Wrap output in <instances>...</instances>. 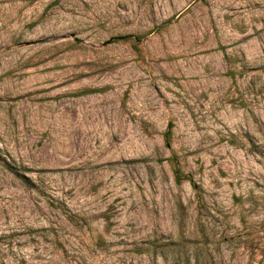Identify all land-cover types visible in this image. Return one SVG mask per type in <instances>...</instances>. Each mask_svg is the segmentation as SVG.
<instances>
[{"label": "rangeland", "instance_id": "rangeland-1", "mask_svg": "<svg viewBox=\"0 0 264 264\" xmlns=\"http://www.w3.org/2000/svg\"><path fill=\"white\" fill-rule=\"evenodd\" d=\"M0 264H264V0H0Z\"/></svg>", "mask_w": 264, "mask_h": 264}]
</instances>
